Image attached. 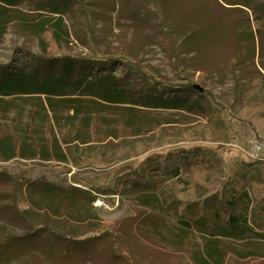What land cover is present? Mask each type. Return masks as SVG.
Instances as JSON below:
<instances>
[{"label":"rangeland","instance_id":"1","mask_svg":"<svg viewBox=\"0 0 264 264\" xmlns=\"http://www.w3.org/2000/svg\"><path fill=\"white\" fill-rule=\"evenodd\" d=\"M71 1L52 53L116 77L129 97L188 100L167 109L78 94L51 109L0 97V139L52 155L0 159V264H264V163L242 149L264 138V0ZM16 25L0 67L35 68L40 40ZM180 154L192 164L164 166ZM223 210L240 218L236 232Z\"/></svg>","mask_w":264,"mask_h":264},{"label":"trees","instance_id":"2","mask_svg":"<svg viewBox=\"0 0 264 264\" xmlns=\"http://www.w3.org/2000/svg\"><path fill=\"white\" fill-rule=\"evenodd\" d=\"M74 2L71 0H0V41L7 34L10 26L17 23V27L32 33L40 40L42 54L37 58L36 67H28L27 63L15 70H4L0 67V97L24 96L29 98H46L51 109H54L56 98L65 100L68 96L92 95L100 96L107 102L132 101L135 105L152 108L181 109L187 98L183 97H163L159 95L138 96L134 92L129 95L122 91L120 80L111 75L101 77L86 76L82 73L81 65L77 64V59L69 56H60L52 53L53 44H59L64 36H68V29L65 24V16L73 8ZM26 6L31 13L24 11ZM47 13L52 17L45 16ZM43 38H46L45 41ZM56 60L61 62V66L56 68ZM154 85H152L153 87ZM164 89L186 91L189 86H163ZM203 95H200L202 97ZM70 101V100H69ZM73 101V100H71ZM79 114L78 109L69 119H74ZM43 149V150H40ZM46 147L34 148L30 143L22 142L14 144L10 138L0 139V159L10 161L15 158L22 159H48L52 155L45 151ZM61 149V148H59ZM56 158L65 160L63 152L56 153ZM54 156V157H55ZM194 156L176 155L165 157L162 161L165 167H176L183 169L192 164ZM159 166V162L151 164L149 168L154 169ZM179 172V171H178ZM52 189V187H50ZM246 199L249 195L245 193ZM189 210L183 208L182 212ZM184 226L189 228L190 215H185ZM220 217L229 223V228L239 229L240 218L234 217L229 211L223 210ZM234 232V234H235ZM233 235V234H232ZM207 257L219 263L221 255L217 247L210 246L206 251ZM205 258V257H204ZM205 264L208 260L202 259Z\"/></svg>","mask_w":264,"mask_h":264},{"label":"built area","instance_id":"3","mask_svg":"<svg viewBox=\"0 0 264 264\" xmlns=\"http://www.w3.org/2000/svg\"><path fill=\"white\" fill-rule=\"evenodd\" d=\"M242 149L251 161L264 163V138L250 139L247 147Z\"/></svg>","mask_w":264,"mask_h":264},{"label":"water","instance_id":"4","mask_svg":"<svg viewBox=\"0 0 264 264\" xmlns=\"http://www.w3.org/2000/svg\"><path fill=\"white\" fill-rule=\"evenodd\" d=\"M198 88V87H197Z\"/></svg>","mask_w":264,"mask_h":264}]
</instances>
